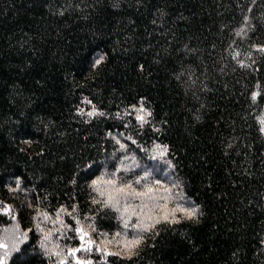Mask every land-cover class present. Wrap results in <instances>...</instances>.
I'll return each instance as SVG.
<instances>
[{
  "label": "trees",
  "instance_id": "trees-1",
  "mask_svg": "<svg viewBox=\"0 0 264 264\" xmlns=\"http://www.w3.org/2000/svg\"><path fill=\"white\" fill-rule=\"evenodd\" d=\"M261 47L264 0H0V208L15 216L0 215V242L27 232L6 264H56L37 209L76 205L98 233L122 232L92 204L90 185L113 172L199 211L157 224L130 259L93 252V264H264Z\"/></svg>",
  "mask_w": 264,
  "mask_h": 264
},
{
  "label": "snow or ice",
  "instance_id": "snow-or-ice-1",
  "mask_svg": "<svg viewBox=\"0 0 264 264\" xmlns=\"http://www.w3.org/2000/svg\"><path fill=\"white\" fill-rule=\"evenodd\" d=\"M243 31L241 29V32ZM239 34L237 33V35ZM257 50L264 52V47ZM101 61L102 57L97 58L94 63L98 65ZM240 66L244 67L245 65L241 63ZM259 95L258 91L252 94L251 99L253 102L256 101ZM85 102L91 103L90 101ZM132 111L136 113L135 119L141 127L149 122L148 117L151 116V112L143 106L139 108L134 107ZM86 115L92 117L93 115H103V113L96 112L93 107V110L87 112ZM260 123L262 125L261 131L264 132V119H261ZM132 142L135 143V140ZM117 143L120 142L117 140ZM120 147L123 149L125 145L121 144ZM156 147L161 156L167 153L166 146L161 148L160 145H157ZM159 183V181H156L155 185ZM18 184L19 182H17L16 191H19ZM137 185L140 187L137 188ZM155 185L149 182L147 175L140 176L132 183L122 182L120 179H117V172H113L111 177L107 179L102 177L100 180L92 182L90 187L96 193V196L92 198V204L101 205L102 209H110L118 214L116 218L123 231L115 232L111 239L108 238L107 233L97 232L94 216L81 218L76 205H73L71 210L64 206L59 207L54 217L49 215L47 211L37 209V215L34 219L42 223L50 222L52 225L46 231L44 228H41L40 223L36 224L37 229L42 234L41 247L50 256L58 258L56 264H69L68 258H71L72 264H93V261L90 259V255L93 252L101 254L105 258L108 256H121L130 259L131 254L142 243L144 239L143 234L152 232L157 224L161 222L179 223L177 213L182 218L190 220L197 217L198 208L184 207L178 203H174L172 207H169V203L173 199L171 190L165 189L164 194H159V190ZM0 215L10 216L12 219H15V216L12 215V208L9 205H3L0 208ZM64 216L69 217L72 223H66L63 218ZM67 232H73L74 237H67ZM129 232L133 233L131 237L128 235ZM94 233L96 234L95 238L93 236ZM54 236L56 237L55 242H53ZM65 238H76L79 240V245L68 248L66 253H64L60 250L61 245L58 241ZM26 239L27 232L23 234V238L16 235L11 248L9 244L0 242V250H3V254L0 255V264H6L10 251H19L18 244L24 243ZM49 243L53 245L51 248L48 247ZM112 247H115L114 251L111 250ZM80 253L84 255H78Z\"/></svg>",
  "mask_w": 264,
  "mask_h": 264
}]
</instances>
